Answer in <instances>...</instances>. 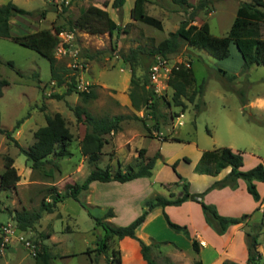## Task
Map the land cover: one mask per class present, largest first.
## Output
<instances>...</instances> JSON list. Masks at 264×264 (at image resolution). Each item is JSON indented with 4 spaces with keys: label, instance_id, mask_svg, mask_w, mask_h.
Wrapping results in <instances>:
<instances>
[{
    "label": "rangeland",
    "instance_id": "rangeland-1",
    "mask_svg": "<svg viewBox=\"0 0 264 264\" xmlns=\"http://www.w3.org/2000/svg\"><path fill=\"white\" fill-rule=\"evenodd\" d=\"M6 1L0 0V3ZM12 1L33 11L31 14H17L13 17L10 22L13 33L51 29L50 37L56 42L54 56L57 71L62 75V80L52 78L50 62L46 56L10 37L0 36V75L8 80L0 97V127L11 132V136L0 132V172L4 168L6 155H10L20 175L14 185L0 188L1 224L11 222L17 227L13 218L14 211L37 208L43 196L50 191L49 186L54 185L64 192L67 183L81 182L90 172L93 165L81 152V140L86 129L85 115L81 119L77 118L74 111L76 105L84 106L98 117L117 113L138 116L124 119L120 130L107 135L108 142L102 148L98 166L104 168L109 165L112 170H125L129 166L136 167L145 156L159 152L160 148L165 156L174 154L170 161L162 155L156 159L155 170L162 168L161 176L167 182L163 185L155 182L149 192L143 185L146 182L143 177L123 182L95 180L89 190L80 193L78 199L65 197L58 202L53 212L44 213L33 228L19 230L39 250L44 246L48 248L52 255L50 264H107L105 253L97 254L95 250L96 243L101 241L104 234V229L95 218L112 209L114 215L107 219L116 225H124L142 212L148 197L156 193L169 195L171 191L174 194L180 193L182 184L176 180L177 174L171 161L178 160L176 170L183 180L189 182L191 192L201 193L206 203L214 204L218 201L220 207L225 204L224 201L227 202L224 195L219 194L222 187L210 186L214 177L204 174L201 178V174L194 169L195 159L201 149L233 147L242 154V169H248L259 162L264 164V64L254 63L244 67L242 56L233 41L230 42V54L224 58H216L205 49L186 44L179 51L169 54L168 58L172 62L192 64L196 77L194 88H198V84L204 81L203 93H198L193 101L182 97L186 104L184 108L174 102L170 85L156 94L159 96V112H156V116L147 104L141 105L139 109L132 105L130 90L134 82L131 81V63L135 69L133 78L141 86L145 77H148V66L155 56L150 52L151 49L188 16L182 6L172 0H146V12L162 21V27L158 28L132 17L134 0H125L121 8L113 7L112 0ZM241 1L207 0L206 6L198 10L193 22L201 24L207 21L213 34L226 35ZM89 4L107 9L110 16L120 24V29L98 33L80 28L70 29L68 20L75 19L80 7ZM55 26L61 27L64 35L55 31ZM262 30L264 36V24ZM222 70H225V74ZM73 75L80 90L84 88L81 84L88 82L86 90L94 89L97 95L84 101L75 90L68 91ZM149 86L150 81L146 87ZM193 87L189 88V93ZM196 102H200L198 107L195 106ZM56 111L65 117L73 133L69 145L72 154L58 159V167L46 163L41 168L33 169L14 139L21 146H29L34 140V131L45 124V114ZM180 112L183 113L179 117L181 124L177 117ZM175 135H179L182 140H176ZM166 136L169 137L165 139ZM140 147L148 151L145 149L140 155ZM184 156L189 160L184 159ZM226 169L220 171V178L227 174ZM239 178L235 186L226 185L236 188L238 204L231 209V213L240 216L244 213L237 215L236 211L249 209L246 213L252 215L248 223L241 224L244 226L242 237H237V240L242 244L239 243L241 246L234 251L235 259H228L225 253L221 263L226 260L252 264L243 258L247 256V231L258 233L259 246L263 251L258 263H263L264 214L255 210V207L251 209L257 200L248 191L247 181ZM261 184L264 210V182ZM154 189L158 192H153ZM183 202L167 207L166 212L173 221L187 224L190 217L199 212L204 216L197 201L186 199ZM144 231L148 232L149 237ZM138 232L151 242V236L158 241H166L152 247V255L157 264H192L200 257L193 250L189 237L171 228L162 212L161 217L157 216L145 229L139 228ZM109 244L110 247L119 248L122 264H147L133 252L124 257L120 240L113 239ZM87 250L90 252L87 253ZM0 254V264H36L37 260L24 242L17 239L0 250ZM201 255L208 264H217L212 262L215 256L211 250H204Z\"/></svg>",
    "mask_w": 264,
    "mask_h": 264
},
{
    "label": "trees",
    "instance_id": "trees-1",
    "mask_svg": "<svg viewBox=\"0 0 264 264\" xmlns=\"http://www.w3.org/2000/svg\"><path fill=\"white\" fill-rule=\"evenodd\" d=\"M145 1L146 0H134L131 10L132 17L144 23L161 28L162 21L160 18L146 12L144 5ZM172 1L182 6L188 13V16L183 18L178 27L175 30H171L168 36L161 39L151 49V53L169 57V54L179 51L182 45L186 44L205 49L216 58H224L230 54V42L233 41L242 56L244 67H249L254 63L264 64V36L262 30L264 24V0H242L236 9V15L232 20L228 33L222 36L213 34L209 29L207 21H203L201 24L193 22L198 10L206 6L207 0H198L196 3L190 0ZM124 2L125 0H112V6L121 8ZM31 13H33L32 10H28L12 0L0 3V36L10 37L14 41L46 56L50 62L52 78L61 81L62 75L57 71L56 58L54 56L56 42L50 37L52 32L51 29L40 28L22 34H16L11 31L10 19L13 16ZM68 24L70 29L80 28L90 33L120 29V24L110 16L109 11L95 4L81 6L79 14L75 19L68 20ZM54 29L59 32L61 27L55 26ZM126 59L130 60L131 58ZM187 63L183 61L177 62L172 67L168 79L169 85L173 88V100L176 104H180L182 108L186 106L182 97L193 101L198 93H203L204 88V81L198 84V88L193 87L196 82V77L192 64L190 62ZM134 71V65L131 63V81L134 82V86L130 90L132 105L134 108L139 109L141 105L147 104L153 109V114L156 116V112H159V96L155 94L150 86L146 87L149 81V75L145 77L142 85L139 86L138 82L133 78ZM222 73L225 74V70H222ZM72 78L73 81L69 84L67 88L68 91L75 90L82 96L84 101L97 95L94 89L80 90L76 85L75 75H73ZM6 84H8V80L0 75V97L3 94V87ZM72 87H74V89ZM190 87H193V89L189 93ZM138 88H141V90H138ZM199 104L200 102H196L195 106L198 107ZM74 111L79 119H81L82 115H85L84 123L86 124V129L81 140V152L88 157V161L93 167L83 181L67 183L64 192L58 190L54 185L49 186L50 191L47 195L43 196L37 208L14 211L13 218L19 230L24 231L33 228L44 213L53 212L58 202H61L65 197L71 196L78 199L80 193L87 190L92 181L116 180L123 182L133 178L151 175L156 159L161 156L160 152L145 156L144 160L140 161L136 167L129 166L128 169L125 170L121 168L112 170L109 165L104 168L98 166L97 162L100 159L102 148L104 144L108 142L107 135L120 130L121 122L124 119L138 116L136 114L117 113L98 117L91 114L81 105L74 106ZM45 119V124L39 126L34 131V140L29 146H21L17 140L14 139L19 150L26 155L33 169L41 168L46 163H52L53 167H58V159L72 154L69 145L73 138V133L67 125L65 117L60 112L56 111L54 113H46ZM20 121L21 119L17 121L16 126L19 125ZM155 126H158V122ZM0 132L11 136V132L8 129L0 127ZM168 137L169 136H166L165 139ZM175 139L178 141L182 140L179 137H175ZM144 151V147L138 149L140 155L143 154ZM184 159L189 160L185 156ZM177 161V159L172 161L171 166L175 170L178 180L181 181L182 190L180 193L174 194V192L171 191L169 195L156 193L154 196L148 197L145 200V207L142 212L132 219V221L124 225H116L107 219L114 215L112 209H108L103 216L95 218L97 223L104 229V234L100 239L101 241L96 243L95 250L97 254L105 253L107 264H122L119 248L114 246L110 247L109 241L113 239L118 240L125 236L133 237L139 241L140 252L147 264H157L152 255V247L158 246L166 241L152 239V242H147L137 234L138 228L146 219L149 211L155 207H164L170 204L177 205L186 199L195 200L201 205L206 222L218 234L224 233L232 224L244 225L247 223L250 213H244L240 216L223 215L218 212L214 204L203 201L201 193L191 192L189 182L183 180L182 175L176 170ZM242 164L243 157L240 151L234 150L229 146H220L203 150L195 163L194 169L198 173L217 175L224 168H229L227 174L223 178L214 180L210 186H235L237 178L241 177L247 181L248 191L256 200H259L260 195L257 191L255 180L264 181V164L259 162L248 169H242ZM51 171L52 167H50V172ZM19 179L20 175L14 166V158L10 155H6L4 168L0 172V188L14 185ZM163 215L171 228L178 232H183L189 237L193 250L199 253L202 244L199 239L191 233L188 226L173 221L165 211H163ZM245 238L247 244V262L252 264H264V262L258 263L260 255V251L258 250V233L247 231ZM86 252L88 253L90 250ZM35 257L37 258L36 264H50L52 255L48 248L44 246L41 250L37 248ZM95 261H97V258H95ZM192 264H204V262L201 258H197ZM221 264L238 263H231L224 260Z\"/></svg>",
    "mask_w": 264,
    "mask_h": 264
},
{
    "label": "crops",
    "instance_id": "crops-1",
    "mask_svg": "<svg viewBox=\"0 0 264 264\" xmlns=\"http://www.w3.org/2000/svg\"><path fill=\"white\" fill-rule=\"evenodd\" d=\"M13 17L15 18V16H13ZM13 17L10 19V22L12 21ZM175 136L179 137V135H175ZM231 148L234 149V150H236L233 147H231ZM202 151H203V149H201L198 152V155H197V157L195 159L196 161L199 158V156H200V154H201ZM159 152L161 153L162 157L165 158V160L169 159V161H170V158L174 155L173 154L172 156H165L164 153L162 152L161 148L159 149ZM196 161H195V163H196ZM156 164H157V160L155 161V164H154V166L152 168L151 175H149V176H141L144 179H146V182H143V185L147 188V191L148 192H149L150 188H153L154 187L153 185H154L155 182H159L161 185H163L162 183L167 182L161 176V170H162V168H158V169L155 170ZM226 170L228 172L229 168H227ZM153 173H154V175H153ZM200 174H201L200 177L202 178L203 177L202 175H204L205 173H200ZM219 174H220V172L217 175H210V174H208V175L213 176L214 177V180H216V179L220 178L219 177ZM152 175H153V178L151 180V176ZM176 180H178V176H177V179ZM238 180L240 181V178ZM132 182H135V181H132ZM263 182L264 181H261V180H255V184H256V187H257L258 192L260 194V198H259V200H257L251 206V209L255 207V210H259V211H261L264 214L263 202H262V193H261V190H260V187L263 185L261 183H263ZM240 183L242 184V182H240ZM91 184H92V182L90 183V185ZM90 185H89V188H90ZM89 188L87 190H89ZM155 190L156 189H154L153 192H158V191H155ZM235 190H236V188L233 189L230 186H224V187H222V188L219 189L220 196L224 195V200H226L227 202L224 201L223 203H225V204H222L221 207H220V203L218 201L217 202L215 201L216 203H214V204H216V207H217L218 212H220L223 215H228V216H233V214L234 215L236 214V213H231V212H233V211H231V209L233 207H236V205L238 204V201L236 200ZM183 203H185V202H183ZM172 205L173 204L166 205L164 207H155L154 209L150 210L149 213H148V215L146 216V219L140 225L139 228L142 229V230L145 229L146 226L152 220H154V219L157 218V216L158 217H161V212L162 213H163V211L166 212L167 207H173ZM234 210H236V209H234ZM249 211H250L249 209L248 210L239 209L236 212H237V215H240V214H242V212L243 213H246V212H249ZM155 213H156V215H155ZM251 215H252V213H250V217L248 218V220L251 218ZM189 220L190 221H188L186 225L190 229L191 233L194 236H196L199 239V241L201 242V244H202L201 249H200V252L198 253L199 254L198 256H200V257H198V258H201L203 260L204 264H208L207 262L204 261V258L201 255L202 252H204V250H206V251L211 250L212 251V254L215 256L212 262H214V263L217 262V264L218 263H221V261H222L221 260V257L225 253H226V257L228 259H230V260L235 259L233 257L234 256V251L236 250V247L241 246V245H239V243L242 244L241 241L240 242L238 241L239 240L238 238L239 237H242L241 231L243 230V227L244 226H242L241 224H232V225H230L227 228V230L224 233L218 234L206 222V220H205V218H204V216L202 215L201 212L197 213L194 217H190ZM247 223H248V221H247ZM144 233L146 234V236L149 237V234H148L147 231H144ZM137 234H138V236H140L141 238H143L145 240V237L143 235H141L139 232ZM151 237H152V239H155L154 236H151ZM118 240H120V245L122 246L123 256L124 257H125V254L130 255L133 252L134 254H137L136 256H139V258L142 261H145L146 262V260L142 257V254L140 252V244H139V241L137 239H135L133 237H130V236H125V237H123L121 239H118ZM146 241L147 242H151L150 240H146ZM258 250L260 251V253H263V251L260 248L259 244H258ZM2 254H3V252H2ZM2 254H1V257H2ZM243 258L245 260L247 258V256L246 257H243ZM209 264H213V263H209Z\"/></svg>",
    "mask_w": 264,
    "mask_h": 264
},
{
    "label": "built area",
    "instance_id": "built-area-1",
    "mask_svg": "<svg viewBox=\"0 0 264 264\" xmlns=\"http://www.w3.org/2000/svg\"><path fill=\"white\" fill-rule=\"evenodd\" d=\"M58 33L64 35V32L60 30ZM179 61L172 62L168 57L156 54L148 67V75L150 81V87L153 89L155 94H160L162 89H165L166 85H169L168 79L172 71V67ZM188 64V63H187ZM54 82V80H51ZM89 85L88 82L81 84L83 89ZM183 116L180 112L178 117L179 124L182 123L179 117ZM14 239L24 242L29 248L30 253L33 255L37 252V247L30 240L26 239L23 234L19 232V229L14 226L11 222L0 224V250L12 243Z\"/></svg>",
    "mask_w": 264,
    "mask_h": 264
}]
</instances>
